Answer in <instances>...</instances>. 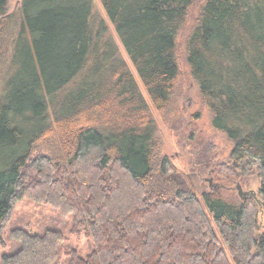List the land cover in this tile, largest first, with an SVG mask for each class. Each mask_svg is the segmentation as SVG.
<instances>
[{
    "label": "trees",
    "instance_id": "1",
    "mask_svg": "<svg viewBox=\"0 0 264 264\" xmlns=\"http://www.w3.org/2000/svg\"><path fill=\"white\" fill-rule=\"evenodd\" d=\"M197 1L100 0L170 131L182 124L177 39ZM6 3L0 62L16 29L31 45L0 96V235L30 199L72 215L70 234L91 241L63 264H264V0H203L184 44L211 126L233 143L227 161L200 158L194 169L230 183L255 165L259 203L206 184L198 194L177 176L129 67L101 43L92 0H21L13 14ZM8 235L0 264H60V230Z\"/></svg>",
    "mask_w": 264,
    "mask_h": 264
},
{
    "label": "rangeland",
    "instance_id": "2",
    "mask_svg": "<svg viewBox=\"0 0 264 264\" xmlns=\"http://www.w3.org/2000/svg\"><path fill=\"white\" fill-rule=\"evenodd\" d=\"M202 1L198 0L192 7V19L188 26L179 33L177 39L178 66L182 74V93L179 99L182 124L176 131H170L162 124L100 0H92V15L95 19L104 21L106 25V32L103 33L101 43L103 44L104 42L105 45L111 47L113 42L119 56L126 62L133 74L138 89L156 122L159 134L162 136L164 143L163 152L170 156L171 161L176 166L178 170L177 176L182 178L198 194L204 191V184H206L210 189L217 190L223 198H233L234 194L237 196L236 185L239 184L242 191L253 192L256 196L255 198H251L259 203V196L257 194L259 182L256 177L255 165L247 166L246 162H244V174L230 183L213 179L209 172L200 174L198 170L194 169L200 158L222 162L227 161L229 153L233 148V143L222 132L215 130L211 126L209 110L201 104L198 96V86L192 79L186 63L185 39ZM20 6L21 0H7L6 13L13 14L18 11ZM25 32L21 39H16L19 30L13 31L12 43L8 47L7 54L0 62V96L3 94L6 79H9L25 65V60L22 61V57L26 55V51L24 50L26 47L25 42L29 41L31 45L29 33L27 30ZM17 57L22 58L20 63L17 61ZM14 58L17 62L14 61ZM26 80L28 79L26 78ZM53 139L55 140V137H51L50 139L44 138L34 143L36 145L35 152L41 151L44 154L48 152V145L52 142L54 143ZM72 224V215H63L59 210L52 208L48 204H37L30 199H24L15 205L9 221L0 235V255L12 251L14 243L8 237V234L13 228L21 227L32 232H40L45 227H52L60 230L64 235V243L59 260L60 264L65 262V255L70 251L74 250L81 254V256H84L90 251L91 241L86 237L84 232L79 236L75 235L73 237L69 232Z\"/></svg>",
    "mask_w": 264,
    "mask_h": 264
},
{
    "label": "water",
    "instance_id": "3",
    "mask_svg": "<svg viewBox=\"0 0 264 264\" xmlns=\"http://www.w3.org/2000/svg\"><path fill=\"white\" fill-rule=\"evenodd\" d=\"M236 189H237V194H238V196H239L241 199H245L246 197H253V198H255V196H256V195H255L253 192H251V191H249V192H244V191H242V189H241V187H240L239 184L236 185Z\"/></svg>",
    "mask_w": 264,
    "mask_h": 264
}]
</instances>
